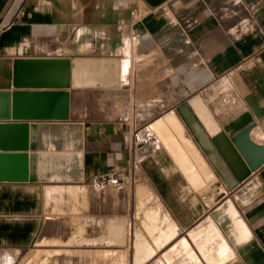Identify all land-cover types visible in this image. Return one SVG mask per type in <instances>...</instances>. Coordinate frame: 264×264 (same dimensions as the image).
<instances>
[{
    "label": "crops",
    "instance_id": "0c3cea01",
    "mask_svg": "<svg viewBox=\"0 0 264 264\" xmlns=\"http://www.w3.org/2000/svg\"><path fill=\"white\" fill-rule=\"evenodd\" d=\"M31 58L120 82L67 90L64 179L0 183V264H264V0H0L1 91Z\"/></svg>",
    "mask_w": 264,
    "mask_h": 264
},
{
    "label": "water",
    "instance_id": "95a60500",
    "mask_svg": "<svg viewBox=\"0 0 264 264\" xmlns=\"http://www.w3.org/2000/svg\"><path fill=\"white\" fill-rule=\"evenodd\" d=\"M119 82L117 59H15L13 90H0V183L40 180L32 178V154L41 150L32 127L68 120L67 90L117 88Z\"/></svg>",
    "mask_w": 264,
    "mask_h": 264
},
{
    "label": "bare ground",
    "instance_id": "6f19581e",
    "mask_svg": "<svg viewBox=\"0 0 264 264\" xmlns=\"http://www.w3.org/2000/svg\"><path fill=\"white\" fill-rule=\"evenodd\" d=\"M32 132L34 134L33 137H32V140H34V141H36L38 143V147H41L40 153L32 154V160H33L32 161V163H33L32 178L36 177L37 179H40V180L64 179V177H65L64 176V163L66 161L72 160L73 165H74L75 164V159H76V156H73V155L69 154L67 151L76 150V149L80 148V145H79L80 144V125H68V124H64V123H47V124H42V125H39V126H33L32 127ZM166 175H167V173H166ZM174 186H175V184H174ZM182 187H184V186H182ZM173 195H174V193H173ZM187 201H189V200H187ZM195 204H197V203H195ZM161 206L162 205H160V207ZM154 209H152V210H154ZM147 212H149V211H147ZM228 214H230V213H228ZM226 215L227 214H225V216ZM187 216H189V215L187 214ZM160 219H162V218H160ZM145 225H146V223H145ZM152 225H154V224H152ZM137 236H138V234H137ZM135 240H137V239H135ZM231 241H232V239H231ZM75 242L81 243L80 239L76 240ZM84 242L86 243V240H84ZM235 245H237V244L235 243ZM141 247L142 246L140 244L137 245V253L140 252V248ZM142 256L143 257L141 258L140 261H142L144 258H146L147 254L143 253Z\"/></svg>",
    "mask_w": 264,
    "mask_h": 264
},
{
    "label": "built area",
    "instance_id": "2783aa9c",
    "mask_svg": "<svg viewBox=\"0 0 264 264\" xmlns=\"http://www.w3.org/2000/svg\"><path fill=\"white\" fill-rule=\"evenodd\" d=\"M134 13H132V15H133ZM117 29H120V27H117Z\"/></svg>",
    "mask_w": 264,
    "mask_h": 264
}]
</instances>
